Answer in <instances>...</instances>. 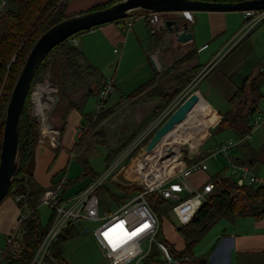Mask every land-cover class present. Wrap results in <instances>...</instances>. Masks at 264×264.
Listing matches in <instances>:
<instances>
[{
    "label": "rangeland",
    "instance_id": "1",
    "mask_svg": "<svg viewBox=\"0 0 264 264\" xmlns=\"http://www.w3.org/2000/svg\"><path fill=\"white\" fill-rule=\"evenodd\" d=\"M106 1L107 0L93 1L74 11L67 10L69 4L73 3L74 0H59L57 5L60 6L67 3L66 13L68 14L81 10H87L92 6L102 4ZM80 2L85 3L86 1L82 0ZM81 34L82 32L77 33L74 37H79ZM147 35L150 36L148 32ZM261 38L262 42H254L255 36L251 35L249 40L253 42L252 50L249 46L248 40L245 39L241 42L238 41L233 46L227 44L226 47L221 49L219 53H216L213 57L209 56V58V51L204 48L200 49L199 54L195 57V61L199 62L201 66H203L201 70H203L207 63H209V61L213 58H218V60L209 68L205 77L196 82L194 81L195 76L176 96L173 101H177L179 99L180 101L176 103L173 110L188 95L196 92V88H200L204 97L217 107V111L224 114L229 109L227 99L234 92V85H236V87L239 86L245 76L247 77L249 73L255 75L260 69L264 70V36H261L260 40ZM189 50L190 49L178 53L177 57H181ZM126 55L128 58L130 57L129 60L121 64L120 59L123 56V52L119 58V54L114 53L112 47H110L105 48L102 52V57L96 58L94 62H91L90 60L89 62L87 61V63H91V66L96 68L98 76H104L108 80L111 79L112 76L114 77L115 88L107 97L104 108L111 109L104 111L101 115L102 118L98 120L97 124L88 132L79 136V138L77 128L83 124L84 116L94 111L98 96L89 94L79 109H72L66 119L62 133L61 135L59 134L58 137L59 141L61 139V146L57 149H51L53 156L42 172L43 176H45L44 178L48 179V177H46V175L49 176L48 172L52 173L55 169H57L61 174H66L65 178H67V180H74L78 177L81 178L83 176L82 173L84 172V168L87 167L91 170L90 172H94L95 174L101 176V174H103L114 161L125 157L114 172L112 177L113 179H107L99 191V212L101 215H103L105 211L112 213L128 195H125L123 199L119 198L118 196H121L122 193L116 187V184L118 186H122L123 188L131 186L139 187L136 184H131L125 177L129 176L131 161L136 156L137 152L147 143L154 131L163 123V121L157 123L159 116L154 118V115L157 112L155 107L161 103L163 99L154 98L153 95L158 93V89H166L168 86L174 84V82H169L170 75H172V73L175 74L179 67H182L184 71L186 70L185 62L175 63L173 67L171 65L168 69H164V73H161L160 76L156 78L154 84L147 87L142 93L120 102L122 97L125 98L134 89L147 82L156 72L148 58L146 59L147 67L144 66L141 61L139 62L137 60V55L133 54L132 48L127 51ZM86 57H88L87 54L85 59ZM225 73H230L229 78L224 76ZM49 79H51L50 76L47 77V80L50 83L51 80ZM90 81L91 79L88 82ZM263 86L264 83L261 84V87ZM54 87H56V85ZM67 89V92H69L72 99L75 101L79 100L86 91L84 86H76L75 89L68 86ZM260 92L262 97L257 104L258 110L255 113L260 112L264 115L263 89L261 90L260 88ZM162 103H164V101ZM207 106V103L203 102L201 107L202 112L207 109ZM191 115L192 112L189 111L187 120L192 118ZM34 119L38 123L36 118ZM209 119L212 123V128L209 130V136L203 145H201V142L199 141L198 146H194L193 142H196V140L194 139L193 134L184 135V133H182L179 135L178 131L175 133L172 131L168 140H171L174 144L180 146L179 152L185 161L188 158L189 153L196 158L205 156L204 160L208 168L204 172H196L189 176L188 181L191 184L199 185L202 181L206 180L205 178L214 177L218 173L231 177L237 181V176L231 175L229 172L230 163L228 158L218 153L217 150L222 143L228 141L235 142L238 140V137L231 130L217 129L219 121L217 119V114L210 116ZM50 122L54 124L55 120L54 122L50 120ZM38 133H40L39 123ZM39 139L40 134L36 143L37 145L44 143L39 142ZM203 139L204 138H202L201 141ZM246 142L248 143V147L251 151L259 150L264 144V127L256 128L252 132L251 137L246 139ZM239 146L240 143L235 146L233 152L231 153L233 157H242V154L238 149ZM68 150H74L76 155L74 153V156L70 157ZM111 150H113V154L111 156L112 158L107 161L106 156L109 152H111ZM114 150L117 151L114 152ZM214 152L215 154H213ZM80 157L86 158V165L82 162ZM260 157H264V154H260ZM250 167L258 178V181L254 185L256 187L262 185L264 183V164L260 160H255ZM38 176L39 173L36 172V177L38 178ZM61 177L62 176L58 178ZM84 178L90 179L91 176L89 175L87 177H83V179ZM88 179H86V181ZM93 179L94 178H91L88 183H90ZM78 184L81 185V183ZM73 188L75 190L78 189L76 185L73 186ZM58 195H62V189L59 190ZM64 195L65 193L62 196ZM113 199L116 200L114 201ZM12 201L13 197L7 196L0 203V250L5 248L6 234L12 235V233H14L18 228V217L20 215H26L29 212L28 210L21 211L18 209V215L14 226H12V230L9 229L7 233H3L1 228L9 220L10 214L8 202ZM36 211L41 225L46 226L49 223L52 210L46 205L39 203ZM157 211L161 219V230L158 238L165 240L176 250L183 249L186 243V238L182 230H179L182 226L170 210L169 202L164 200V203L160 204ZM235 222L239 223V218H237ZM80 223L83 227H87L88 231L86 233H82L81 229H77V232L74 235L61 243L63 259L68 264H107L103 253L99 250L96 243V238L92 234V231L98 222L82 221ZM233 229V222L225 219H220L203 234H199L197 229H190L191 234L198 239L191 246L190 254L193 257L194 263L264 264V257L246 259L241 257V255H235L234 252L232 253L230 249L231 242L227 237H222L221 235L228 233V231ZM142 247L146 249V245L143 244ZM48 263L50 264L52 262L49 261ZM127 264H134V262H128Z\"/></svg>",
    "mask_w": 264,
    "mask_h": 264
},
{
    "label": "trees",
    "instance_id": "2",
    "mask_svg": "<svg viewBox=\"0 0 264 264\" xmlns=\"http://www.w3.org/2000/svg\"><path fill=\"white\" fill-rule=\"evenodd\" d=\"M58 1L59 0H8V8L0 16V142L3 129V114L11 89L26 55L36 38L50 26L68 16L103 8L118 0H107L87 10L68 14L66 13L67 3L58 6ZM204 1L237 2L240 0ZM123 20L126 19H120L114 22ZM80 32L83 33L84 31ZM74 35L71 37H74ZM68 39L54 46L40 62L32 78L22 108L18 134V166L7 196L13 198L18 197L16 200L17 208L21 211L28 210L29 212L24 215L25 217L22 222L18 223V228L15 231L12 241L10 243H5V248L0 250L2 264H31L36 250L50 228L55 216V212L52 210L49 223L46 226H42L36 211L39 205V196L45 188H42L36 183L32 172L34 149L39 136L38 123L31 114L32 103L30 97L33 86L42 82L44 78L49 76L51 78L49 79L51 80V85H56V94L59 96V100L51 112L50 120L53 122L55 120L54 124H56V127L59 129L60 135L69 112L72 109H79L87 96L89 94L97 95L100 88L101 81L97 75L96 68L91 65H83L80 62V50L69 43ZM195 55L196 50L192 48L172 63L173 67L175 63L185 62L186 72L182 67H179L175 74L172 73L175 84L166 89H158V93L153 95L164 101V103H162V101L161 104L155 107L157 112L154 118L165 109V107L202 69L201 66L195 62ZM156 78H158V76L151 78L134 89L125 98L123 97L122 101L142 93L147 87L154 84ZM90 79L91 81L88 82ZM262 82L263 77L261 73L244 78L241 84L236 87L229 97L228 103L230 105V110L224 113L218 121V130H231L238 138L244 137L250 132L251 117L258 110L257 104L262 97L260 92V84ZM68 86L72 89H75L76 86H84L86 91L79 100L75 101L72 99L69 92H67ZM109 109L111 108L102 109L97 113L93 111L84 116L85 120L83 124L77 128L78 131L81 129L80 136L93 128L98 120L102 118L101 115L104 111ZM238 149L242 157H233L236 163L250 166L255 160H260L264 164V157H260V154H264V144L259 150L251 151L245 140L240 143ZM116 151L114 150V152ZM112 152L113 150L107 154V161L112 158ZM80 159L85 165L87 164L85 157H80ZM90 171L89 168H84L85 175L88 174L91 178H95L98 175ZM209 180L213 182V190L207 202L201 206L189 223L182 225V228L179 229L182 230L186 238L184 248L176 250L165 240L158 238L160 242L167 246L173 257L181 259L187 256L189 258V260H182V264H195L190 253L191 246L198 239L191 234L190 229H197L199 234H203L220 219L234 222L237 218L258 219L264 217V183L256 187L254 184L248 185L246 183H240L221 173L216 174L214 177H210ZM71 182V180H63L60 188L62 189V195L65 189H68ZM88 184L74 194L79 193ZM51 185L56 187L57 184L53 183ZM101 187L98 189V192ZM116 187L122 193L121 196H118L121 199H123L125 195H129L140 189L135 186L123 188L117 184ZM62 195H58L57 199L59 202L67 198ZM125 199H123V201ZM147 199L158 215L157 208L160 204L164 203V200L158 195L147 196ZM158 217L160 220L159 237L161 219L159 215ZM78 225L80 226V224H70L65 228L51 244L50 255L44 257V259H49L55 264H68L62 257L61 243L77 232V229L80 228ZM8 236L11 235H7L5 239ZM141 264L167 263L164 261L159 249L153 246L149 253L141 260Z\"/></svg>",
    "mask_w": 264,
    "mask_h": 264
},
{
    "label": "built area",
    "instance_id": "3",
    "mask_svg": "<svg viewBox=\"0 0 264 264\" xmlns=\"http://www.w3.org/2000/svg\"><path fill=\"white\" fill-rule=\"evenodd\" d=\"M7 8L8 0H0V16ZM242 12L245 18L242 28V35H244L264 19V10H245ZM183 14L190 19L189 12H183ZM140 16L146 19L149 32L155 33L161 22V13H143ZM131 28L132 20L127 18L124 30L131 32ZM68 41L73 45L76 42L74 37H70ZM113 52L119 54L120 47L114 48ZM217 59L210 60L205 68L196 75L194 81L197 82ZM113 89V79L104 80L100 83L94 113L105 108L106 99ZM56 91V87L51 85L45 78L43 82L33 86L30 97L32 103L31 114L39 123V142L45 141L54 147L59 145L60 142L58 140L59 129L50 122ZM172 101L158 115L157 123L165 121L175 110L173 108L180 99ZM184 121L183 124L181 123L173 129V133L178 131L179 135L182 133L184 135L193 134L196 140L193 145L197 147L199 141L203 145L212 127L206 112L197 110L187 124ZM258 127H264V115L261 113L252 117L251 130L248 134L238 138L235 142L222 143L217 150L218 153L228 158L230 174L237 176V181L240 183L248 185L255 184L258 178L249 165L236 163L231 153L237 144L250 138L252 132ZM78 132L81 134V129ZM170 135L163 137L150 152L137 157L131 163L129 176L125 178L131 184L138 185L140 189L129 194L112 213L105 211L103 215L100 214L98 189L107 179H113L114 172L125 157L114 161L101 176H96L79 193L64 198L60 202L57 198L63 180L56 187L45 188L39 196V203L53 210L55 216L37 248L31 264H41L44 257L50 255L51 244L57 236L70 224H81L82 221L98 222L92 234L102 247L107 264H127L132 261L134 264H140L153 246L159 249L167 264H182V260H189L187 256L181 259L173 257L167 246L158 240L160 220L147 196L158 195L163 200L168 201L170 210L182 226L189 223L201 206L207 202L213 190V182L207 179L199 185H193L188 181V177L193 173L207 170L205 156L196 158L189 153L185 161L180 155V146L168 140ZM202 138L204 139L201 141ZM15 199L17 200L18 197H15ZM24 217V215H20L18 223L22 222ZM105 233L108 234L107 239ZM14 234L15 232L6 238V243L12 241ZM143 244L146 245V249L142 247ZM0 264H2L1 252Z\"/></svg>",
    "mask_w": 264,
    "mask_h": 264
},
{
    "label": "crops",
    "instance_id": "4",
    "mask_svg": "<svg viewBox=\"0 0 264 264\" xmlns=\"http://www.w3.org/2000/svg\"><path fill=\"white\" fill-rule=\"evenodd\" d=\"M80 1L82 0H74L73 3L69 4L67 10L74 11L77 10L78 8L86 6L90 2L97 0H85L86 1L85 3H81ZM189 14L191 16L190 19H188L183 14V12L161 13V22L158 25V29L153 34L149 32V25L146 19L139 15L130 18L132 20L131 32H126L124 30L125 20L120 22H111V23L103 24L84 31L79 37H74L76 40L74 46L77 47L81 52L80 62L83 65H91V63L89 64L87 63V61L89 62L90 60L91 62H94L96 58L102 57V52L105 48H110V47H112V50L116 47H120L119 58L121 57L123 52V56L120 59L121 60L120 63L121 64L123 62L125 63L130 58V57L128 58L126 53L128 50H130V48H132L133 54L137 55V60L139 62L141 61L142 64H144V66H146L147 58L151 61L156 71L155 74L153 75V77H155V76H160L161 73H164V69L166 68L168 69V67H171L172 63L176 59H178L177 57L178 53H181L184 50L187 51L188 49L195 48L197 55L199 54V50L204 48L205 50L207 49L209 51L208 53V58H209V56L213 57L216 53H219L221 49L226 47L227 44L233 46L238 41L241 42L245 39L248 40L249 46L251 47L252 50L253 42L249 40V38H251V35L255 36L254 42H262V38L260 40V37L264 36V19L259 21L246 34L242 35L243 34L242 28L245 22V18L242 11L241 12L198 11V12H189ZM165 20H188L189 27L192 30L191 41L182 44L177 43L173 34H171L164 25ZM147 32L150 34V36L147 35ZM86 54L88 57H86L85 59ZM195 62L201 66L199 62L197 61ZM202 67L203 66H201V68ZM263 72L264 70L262 69H260L258 72L262 74L261 75L263 77L262 83H264ZM206 73L207 72H205V74L201 78L205 77ZM252 75L254 74L249 73L248 76H252ZM224 76L226 78H229L230 73H225ZM98 77L101 82L104 80H108L104 76L99 75ZM111 79H113L114 81V88H115V79L113 76L111 77ZM169 82L171 83L174 82L175 84L172 75H170ZM261 84H260V88L261 90L263 89L264 91V86L261 87ZM171 86H168V88ZM234 89H236V85H234ZM195 93L198 95V100L192 106V110H190L191 112H193L191 116H193L195 111L197 110L202 111L201 110L202 104L203 102H206L208 106L204 112H206L209 122H210L209 119L210 116L214 114H217V119L220 120V118L224 114H221L219 111H217L216 109L217 107L214 106L212 103H210L204 97L201 89L196 88ZM153 97L159 98L157 96H153ZM122 98L120 101L123 100ZM228 99H227V103H228ZM229 110H230V105H229V109L226 112H228ZM258 113H254L252 117ZM210 124L212 126L211 122ZM79 136L80 134L78 132V138ZM42 142H44L46 145L44 143L38 145L36 144L34 149V162L32 169L33 177L36 183L42 188L55 187L52 186L51 184L53 183L58 184L62 180L65 179L67 180V178H65L66 174L65 173L61 174L59 170L55 169L52 173L48 172L49 176L46 175L48 179L47 178L45 179L44 178L45 176H43L42 172L44 171L46 165L50 162L51 157L53 156L51 149H57L59 146H61V139L59 145L55 147L51 146L49 143L45 141ZM68 153L69 156L71 157L74 156L75 152L74 150H68ZM36 172L39 173L38 178L36 177ZM82 174L83 176L81 178L78 177L74 180L68 179L71 180L72 182L70 183L68 189H65L64 191L65 197L73 196L74 193H76L77 191L82 189L86 184H88L91 178L83 179V177H87L88 174L85 175L84 172ZM60 176L62 177L58 178ZM209 178H205V179L207 180ZM86 179L88 180L86 181ZM77 182L81 183V185H79ZM75 185L78 188L77 190L73 188V186ZM8 204H9L8 207L10 208L9 220L1 228V231L3 233H7L9 229L12 230L13 228L12 226H14L18 215L16 199L13 198V201L8 202ZM239 221H240L239 223L237 222L238 224L235 221L233 222L234 224L233 230L228 231V233H224L221 235L222 237H227L231 242L230 249L232 253L234 252L235 255H241V257H244L246 259H252L255 257H264V217L258 219L239 218ZM78 227H80L78 229H81L82 233H86L88 231L87 230L86 232H83L84 228H86L83 227V225L80 226L78 225ZM7 235L8 234H6V236ZM96 243L99 247V250L103 253L102 247L100 246L97 240ZM49 261L55 264L53 261L49 259H44L41 262V264H49L48 263Z\"/></svg>",
    "mask_w": 264,
    "mask_h": 264
},
{
    "label": "water",
    "instance_id": "5",
    "mask_svg": "<svg viewBox=\"0 0 264 264\" xmlns=\"http://www.w3.org/2000/svg\"><path fill=\"white\" fill-rule=\"evenodd\" d=\"M245 10H264V0H240L237 2L204 0H118L103 8L76 13L53 24L43 31L28 51L19 74L11 89L5 107L3 129L0 142V203L7 196L15 178L18 166V134L22 108L37 67L49 51L77 32L111 23L120 19L151 12H232ZM164 25L173 34L177 43H187L192 39L188 20H165ZM59 96L54 94L56 106ZM198 100L193 92L188 95L165 121L154 131L147 143L137 152V157L150 152L157 143L181 124ZM51 110V112H52ZM56 126V124H53ZM84 228L83 232H86Z\"/></svg>",
    "mask_w": 264,
    "mask_h": 264
},
{
    "label": "bare ground",
    "instance_id": "6",
    "mask_svg": "<svg viewBox=\"0 0 264 264\" xmlns=\"http://www.w3.org/2000/svg\"><path fill=\"white\" fill-rule=\"evenodd\" d=\"M192 113H193V112H192ZM189 121H190V119L187 120V117H186V120H185L184 122H186V124H187ZM182 124H183V123H182ZM172 131L174 132V130H172ZM172 131H170V132L167 134V136L170 135V134H172V133H171ZM188 140H189V139H188ZM190 140H191V139H190ZM177 143H178V142H177Z\"/></svg>",
    "mask_w": 264,
    "mask_h": 264
},
{
    "label": "snow or ice",
    "instance_id": "7",
    "mask_svg": "<svg viewBox=\"0 0 264 264\" xmlns=\"http://www.w3.org/2000/svg\"><path fill=\"white\" fill-rule=\"evenodd\" d=\"M145 227H147V225H145ZM104 235H105V238L107 239L108 238V234L105 233ZM133 235H135V233H133ZM110 243H111V241H110Z\"/></svg>",
    "mask_w": 264,
    "mask_h": 264
}]
</instances>
